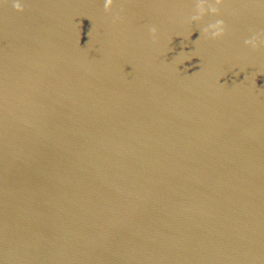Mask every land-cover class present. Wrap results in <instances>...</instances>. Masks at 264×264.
<instances>
[{
	"label": "water",
	"instance_id": "95a60500",
	"mask_svg": "<svg viewBox=\"0 0 264 264\" xmlns=\"http://www.w3.org/2000/svg\"><path fill=\"white\" fill-rule=\"evenodd\" d=\"M200 2L0 0V264H264V3Z\"/></svg>",
	"mask_w": 264,
	"mask_h": 264
},
{
	"label": "clouds",
	"instance_id": "9594fccd",
	"mask_svg": "<svg viewBox=\"0 0 264 264\" xmlns=\"http://www.w3.org/2000/svg\"><path fill=\"white\" fill-rule=\"evenodd\" d=\"M261 3H264V0H260ZM114 0H104V8L105 11H109L113 8ZM223 4V0H216V4H208L206 0H201V2L197 6V15L193 16V19H199L200 17L207 14L208 11H211L212 13H217L219 6ZM17 8H20V4L17 3ZM153 35H155L156 30L153 28L151 29ZM225 31V25L223 21H219L216 24L210 25V36L213 39L220 38L224 35ZM261 43L259 37L255 36L251 40L246 41V45L250 48L256 49L259 47V44Z\"/></svg>",
	"mask_w": 264,
	"mask_h": 264
}]
</instances>
